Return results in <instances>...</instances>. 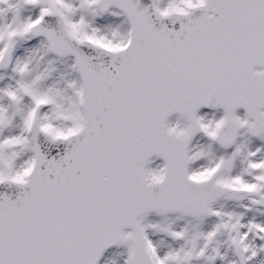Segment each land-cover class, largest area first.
Wrapping results in <instances>:
<instances>
[{
	"label": "snow or ice",
	"instance_id": "obj_1",
	"mask_svg": "<svg viewBox=\"0 0 264 264\" xmlns=\"http://www.w3.org/2000/svg\"><path fill=\"white\" fill-rule=\"evenodd\" d=\"M9 69L0 264L264 253V222L245 221L264 214V0H0V80Z\"/></svg>",
	"mask_w": 264,
	"mask_h": 264
},
{
	"label": "rangeland",
	"instance_id": "obj_2",
	"mask_svg": "<svg viewBox=\"0 0 264 264\" xmlns=\"http://www.w3.org/2000/svg\"><path fill=\"white\" fill-rule=\"evenodd\" d=\"M26 15L28 14H32V13H25ZM116 18L114 17H99L98 18V22L99 23H107V22H111L113 20H115ZM40 37H34L32 39L29 40H24L21 41L16 48V51L14 53L15 57H24L26 55H29L32 51H34L35 49L39 48L40 46ZM0 74H3V70H0ZM11 76V71L10 69L8 70L7 74H5V79L4 80H0V87H3L6 83H9V77ZM214 113V112H213ZM213 113H207L208 117L211 118L213 116ZM218 115V113H217ZM207 138L199 135L197 138L194 139L193 141V145H205L207 144ZM158 164V162H156ZM155 166V165H154ZM230 208H233L235 211L237 212H244V209L233 205V204H229ZM255 219L256 222H264V214H261L259 212H247L245 213V221H247L248 219ZM149 219L151 221H158L160 218L157 216H151L149 217ZM212 221H209V224ZM183 221H177L176 224L174 225V227H180L182 226ZM154 241H159L161 239H165L166 241H170V237H166L163 233H155L152 235L151 237ZM257 244L260 243H264V242H260L257 241ZM122 251L121 249H112L110 251H108V253L105 255V259H116L118 261V264H122V258L119 256V252ZM221 251H224V248H221ZM264 259V253H261L259 257H257L256 261H254V264H258L259 260ZM216 264H221V262L219 260H217Z\"/></svg>",
	"mask_w": 264,
	"mask_h": 264
},
{
	"label": "bare ground",
	"instance_id": "obj_3",
	"mask_svg": "<svg viewBox=\"0 0 264 264\" xmlns=\"http://www.w3.org/2000/svg\"><path fill=\"white\" fill-rule=\"evenodd\" d=\"M154 166V165H153Z\"/></svg>",
	"mask_w": 264,
	"mask_h": 264
}]
</instances>
